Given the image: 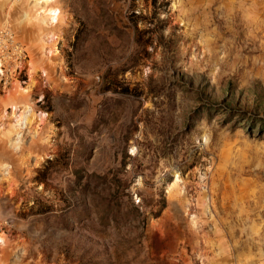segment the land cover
Returning <instances> with one entry per match:
<instances>
[{"label": "rangeland", "instance_id": "obj_1", "mask_svg": "<svg viewBox=\"0 0 264 264\" xmlns=\"http://www.w3.org/2000/svg\"><path fill=\"white\" fill-rule=\"evenodd\" d=\"M0 264H264V0H0Z\"/></svg>", "mask_w": 264, "mask_h": 264}, {"label": "bare ground", "instance_id": "obj_2", "mask_svg": "<svg viewBox=\"0 0 264 264\" xmlns=\"http://www.w3.org/2000/svg\"><path fill=\"white\" fill-rule=\"evenodd\" d=\"M44 1V0H42ZM48 1V0H45V2ZM51 14L53 15V19H55V16H59L60 14V11L58 9H51Z\"/></svg>", "mask_w": 264, "mask_h": 264}, {"label": "trees", "instance_id": "obj_3", "mask_svg": "<svg viewBox=\"0 0 264 264\" xmlns=\"http://www.w3.org/2000/svg\"><path fill=\"white\" fill-rule=\"evenodd\" d=\"M153 2L156 4L157 3V0H153ZM123 90H125L127 92L130 91L128 87L127 88H124Z\"/></svg>", "mask_w": 264, "mask_h": 264}]
</instances>
